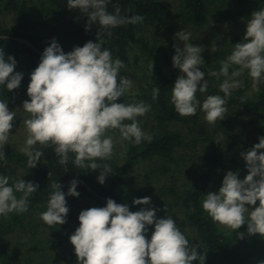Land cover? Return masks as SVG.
<instances>
[{"label": "clouds", "instance_id": "1", "mask_svg": "<svg viewBox=\"0 0 264 264\" xmlns=\"http://www.w3.org/2000/svg\"><path fill=\"white\" fill-rule=\"evenodd\" d=\"M111 0H67L69 9H79L87 16L85 31L98 24L97 42L88 41L65 53L55 38L47 46L30 75L23 111L28 114L23 120L26 131L24 147L20 149L28 157V167H36L43 153L35 146L54 147L58 163L67 165L69 154L74 156L77 168L101 169L97 159L108 160L114 154L115 139L107 133L118 130L121 141L136 145L152 141L153 136L143 131L138 117L151 111V104L135 98L128 103L117 101L133 88L132 79L121 76L125 63L113 59L111 50L105 49L104 35L112 36L111 29L127 24L143 23L144 17L121 15L119 3L113 4L114 12L108 11ZM226 27V25H225ZM191 33L182 30L174 35L183 41L181 48L173 45V67L180 71L171 92L175 111L183 116L196 115L197 109L204 113L203 119L214 125L224 120L227 100L232 90L241 88L238 77L246 71L252 80V88L264 81V8L254 11L246 21V35L233 45L232 52L221 60L219 71H208V76L225 79L219 85L224 93L207 95L201 102L197 92L206 93L208 81L202 66V50L190 42ZM213 53L218 51L211 46ZM17 61L13 56L5 58L0 50V86L8 91L20 87L23 73L15 71ZM235 66V67H233ZM153 71L154 65L149 66ZM232 69L231 73L229 70ZM160 89L153 88L152 99L156 100ZM243 103V101H242ZM16 112L10 111L8 102L0 100V161L6 159L4 152L11 130L15 126ZM125 121H130L126 123ZM222 139V137H221ZM219 144V140H216ZM264 136L259 143L241 157L246 161L247 175L239 179L237 173L227 171L218 194L209 192L202 201L203 210L213 222L231 230L247 225V234L264 237ZM110 167L105 164L100 170L98 182L104 184ZM51 180V172L49 173ZM7 175L0 174V216L9 213H26L29 196L39 188L38 184L22 179L9 183ZM78 180L70 182L65 194L59 182L51 181L52 191L46 211L39 214L48 226L63 225L69 213L67 196L79 197ZM16 193L21 195L18 197ZM257 201L259 205L257 206ZM135 205H150L151 198H137ZM154 207L130 211L127 204H118L108 198L105 207H91L79 213V227L69 237L74 246L77 264H193L199 260L205 264L206 257L197 252L200 245H190V240L171 215L157 218ZM167 212V208L165 209ZM149 226H154L151 238H147ZM243 238L245 233H239ZM259 264H264L260 261Z\"/></svg>", "mask_w": 264, "mask_h": 264}, {"label": "trees", "instance_id": "2", "mask_svg": "<svg viewBox=\"0 0 264 264\" xmlns=\"http://www.w3.org/2000/svg\"><path fill=\"white\" fill-rule=\"evenodd\" d=\"M116 3H119L121 15H141L144 20L143 23L111 29L112 36L102 37L103 47L111 50L113 59L119 58L125 64L129 63L130 53L134 49L140 50L146 62L144 93H126L117 102L126 103L134 97L137 101L143 100L151 104V115L148 117L150 130L147 133L151 134L153 139L150 143L143 141L139 145L126 141L124 148L117 154L114 152L111 159H97L96 163L101 165L100 170H103L105 164L111 169L104 184L98 182L97 178L101 174L99 169L77 168L71 153L67 165L62 166L57 162L59 158L54 147L37 144L35 147L43 155L36 167L30 169L28 157L23 152L4 148L6 159L0 161V165L24 169L26 182L38 184L39 188L29 196V208L26 213L13 212L0 217V257L6 258L8 255L3 244L5 240L23 226L32 214L46 211L49 193L52 191L51 181L59 182L62 185L61 190L66 194L70 182L76 179L79 182L76 190L80 195H66L68 208L82 202H91L94 207H105L104 200L112 198L118 204H127L133 212L154 207L158 209L157 218H165L171 210L180 209L184 214L186 227L195 239L194 246L200 245L197 252L206 257L205 264H259L264 261V237L259 234L248 235L247 225L236 231L221 227L203 210L202 201L209 192L218 194L227 171L239 174V179H244L248 174L246 161L240 153L243 152L247 141L254 140L256 143L259 137L264 136V81L258 85L259 90L254 91L248 73L238 77L244 79L243 86L232 90L231 96L225 97L227 112L224 120H217L214 125L203 119L204 113L200 109H197L196 115L193 116L179 115L171 103L172 87L180 75V71L173 67L172 60L176 54L173 47L176 43L152 40L148 36L152 27L168 21L173 14L172 10L161 0H111L107 6L110 13L114 12L113 4ZM180 4V16L184 24L202 28L209 23L212 0H180ZM238 5L234 6L236 16L250 18L254 11L264 8V0H238ZM6 16L12 17V25L5 22ZM88 19L79 9H69L67 0H0V50L5 52V58L13 56L17 61L15 71L23 73L19 88L8 91L6 86H0V100L8 102L9 110L30 99L27 94L30 75L38 67L42 56L17 38L29 40L42 52L55 38L64 52L68 53L76 46H84L88 41L97 42L99 25L93 24L90 30L85 31ZM228 48L230 54L233 46ZM226 56L223 52L220 55L217 53L214 57L218 59L219 64L211 71H219L220 62L226 59ZM150 65H154L153 71L150 70ZM206 69L205 66H200L208 81L207 92L196 94L201 102L207 95L224 96L219 85L225 78L208 76ZM231 71L232 69L229 70L230 73ZM153 88L160 89L156 100L152 99ZM107 134L114 139L118 137L113 130ZM187 139L188 142L192 140L191 146L196 149V155L192 157L194 167L191 175L182 172L179 163L180 160L186 164L188 159H177L175 156L184 147V141ZM216 140H219V144ZM154 160H168L177 166L172 177L173 185L167 191H162L160 196L128 181L130 174L139 164ZM160 170L164 174L170 173L166 164L161 165ZM16 195L19 197L21 194ZM143 197H150L151 204L133 203L135 199ZM66 228L67 222L63 225L48 226L51 241L55 246L66 247ZM153 231L154 226H149L148 239ZM239 233H245L244 237L240 238ZM68 245L63 256L50 257L49 260L55 264H77L74 246L70 240ZM193 264L200 262L197 260Z\"/></svg>", "mask_w": 264, "mask_h": 264}, {"label": "rangeland", "instance_id": "3", "mask_svg": "<svg viewBox=\"0 0 264 264\" xmlns=\"http://www.w3.org/2000/svg\"><path fill=\"white\" fill-rule=\"evenodd\" d=\"M161 1L165 2L170 7L173 14L165 24H157L155 27H152V32L148 34V36H150L152 40H166L175 43L178 42L180 46L184 47V42L174 39V35L178 31L182 30L190 32V42L201 47V55L203 58L202 66L207 68L206 72L211 71L219 64L217 63L218 59L214 57L217 53L220 55L223 52L224 56H228V50L230 49L228 47L241 42L243 37L246 35V21L248 18L237 17L234 10V6H239L238 0H212L209 23L202 28L183 23V19L180 16V0ZM5 22L8 25H12V17L6 16ZM212 45H216L218 48L217 52L213 53L211 51ZM125 65L126 67L120 70V75L127 76L128 78L132 79L133 88L129 93L143 94V88L146 87V80L144 78L146 62L140 50L134 49L130 53L129 63ZM246 74L247 72H244V75ZM238 79L241 82L244 80L243 78ZM10 110L16 112L15 126L11 130L8 144L5 145L4 148L20 151V149L24 147L27 135L23 120L27 118L28 114L23 111V102L17 106H14ZM150 115L151 111H149L145 116L138 117L140 126L146 133L150 130V123H148V117H150ZM125 122L130 123V121ZM113 131L118 136L117 138L115 137L116 143L114 146V152L117 154L122 150V148H124L126 140L121 141L119 131ZM188 139L184 141V147H182L175 154V156L177 159H182L185 157L188 159L186 164L181 163L180 160L179 163L182 166L181 171L186 175H191L193 174L194 167V161L192 160V157L196 155V149L191 146L192 140L188 142ZM257 143H259V140H256V143L254 140L249 142L247 141V145L243 146V152H246ZM163 164L168 165L170 168V173L164 174L161 172L160 169L161 165ZM176 170L177 166L174 163H171V161H149L139 164L130 174L128 181L132 184L140 185L145 191H150L152 194L160 196L159 194L162 191H167V189L173 185L172 177ZM0 174L7 175L10 178L9 183H14L18 179H22L25 182L27 181L24 169L20 170L14 167L10 168L9 166L3 164L0 165ZM178 183L180 184L181 182ZM91 207H94V204L91 202H82L79 205L69 208V213L66 217V247L55 246V244H53L51 241L48 226L40 219L39 213L32 214L27 219V221L24 222L23 226L17 229L10 236V238L6 239L3 243L8 255L6 258L0 257V264H55L52 260H49V258H59L58 256H63L64 252L67 251L69 246V237L75 232L76 228L79 227V213L82 210ZM168 215L173 217L174 221L177 223V226L180 227L181 231H183L186 237L190 240L189 242L191 245L194 246L195 239H193L192 233L186 227L184 214H182V211H180V209H173Z\"/></svg>", "mask_w": 264, "mask_h": 264}, {"label": "water", "instance_id": "4", "mask_svg": "<svg viewBox=\"0 0 264 264\" xmlns=\"http://www.w3.org/2000/svg\"><path fill=\"white\" fill-rule=\"evenodd\" d=\"M17 40L18 41H20V42H23V43H25V44H27V45H29L32 49H34L36 52H38L39 54H43V52L42 51H40L39 49H37L29 40H27V39H23V38H17ZM91 190V189H90ZM106 203H107V200H104Z\"/></svg>", "mask_w": 264, "mask_h": 264}]
</instances>
